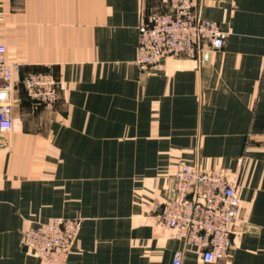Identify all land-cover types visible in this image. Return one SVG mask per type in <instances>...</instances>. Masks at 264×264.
<instances>
[{
    "label": "crops",
    "instance_id": "1",
    "mask_svg": "<svg viewBox=\"0 0 264 264\" xmlns=\"http://www.w3.org/2000/svg\"><path fill=\"white\" fill-rule=\"evenodd\" d=\"M222 49L137 64L139 26L167 0H0V44L21 64L13 127L0 131V264H43L25 231L84 219L68 264H264V0H195ZM52 71L53 106L23 78ZM240 173L242 223L226 258L172 238L157 219L175 171Z\"/></svg>",
    "mask_w": 264,
    "mask_h": 264
},
{
    "label": "built area",
    "instance_id": "2",
    "mask_svg": "<svg viewBox=\"0 0 264 264\" xmlns=\"http://www.w3.org/2000/svg\"><path fill=\"white\" fill-rule=\"evenodd\" d=\"M168 10L154 15L139 26L137 64L147 74L160 67L166 56L198 58L204 45L222 49L227 33L220 24L202 18L195 0H167ZM0 44V131L13 127L16 74L21 64L5 58ZM27 95L39 103L53 106L59 97V80L48 71H32L23 78ZM173 197L163 202L156 215L172 238L184 241L201 253L205 263L226 258L233 245V234L242 223L240 173L223 168L199 169L183 163L172 179ZM84 219L55 217L38 222L24 233V245L37 254L43 264H68ZM183 252L174 253L172 264H182Z\"/></svg>",
    "mask_w": 264,
    "mask_h": 264
},
{
    "label": "water",
    "instance_id": "3",
    "mask_svg": "<svg viewBox=\"0 0 264 264\" xmlns=\"http://www.w3.org/2000/svg\"><path fill=\"white\" fill-rule=\"evenodd\" d=\"M172 197H173V192H172Z\"/></svg>",
    "mask_w": 264,
    "mask_h": 264
},
{
    "label": "rangeland",
    "instance_id": "4",
    "mask_svg": "<svg viewBox=\"0 0 264 264\" xmlns=\"http://www.w3.org/2000/svg\"><path fill=\"white\" fill-rule=\"evenodd\" d=\"M73 249V248H72ZM72 251V250H71ZM70 255V254H69ZM69 259V258H68Z\"/></svg>",
    "mask_w": 264,
    "mask_h": 264
}]
</instances>
